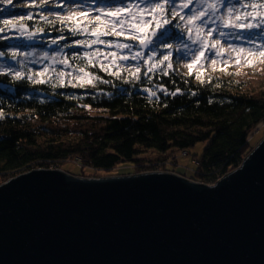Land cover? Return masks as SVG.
Returning <instances> with one entry per match:
<instances>
[{
    "label": "trees",
    "instance_id": "16d2710c",
    "mask_svg": "<svg viewBox=\"0 0 264 264\" xmlns=\"http://www.w3.org/2000/svg\"><path fill=\"white\" fill-rule=\"evenodd\" d=\"M235 3L231 0L228 5ZM43 6L0 9V28L4 29L0 32V52L8 53L11 45L9 25L23 24L40 36L33 46L44 49L55 40L66 49V58L77 70L85 67L102 79L74 88L69 80L60 86L59 77L47 76L40 84L27 78L35 74L33 71H23L18 80L13 70L0 67V184L33 169L62 167L64 162L76 160L83 173L91 169L103 175L126 162L135 163L129 174L138 173L144 165L142 156L149 151L172 159L176 167L178 154L184 150L199 164L189 175L181 167L168 169L213 183L237 168L252 151V139L264 124V87L252 92L248 82L232 72L184 73L166 65L148 71L145 62L137 65L139 79L130 75L136 67L123 66L119 76L110 75L100 70L99 62L96 67L88 65L83 48L75 45L76 40L86 41L91 36L73 35L69 31L72 22L62 23ZM181 23L177 17L167 26V33L160 38L164 41L160 55L165 44L170 47L183 36ZM242 37L252 49L264 45V33L259 30L244 31ZM110 38L130 42L124 37ZM231 38L239 42L233 35ZM200 142L206 143L203 151L191 154L190 149ZM153 161L143 170L160 164Z\"/></svg>",
    "mask_w": 264,
    "mask_h": 264
},
{
    "label": "water",
    "instance_id": "95a60500",
    "mask_svg": "<svg viewBox=\"0 0 264 264\" xmlns=\"http://www.w3.org/2000/svg\"><path fill=\"white\" fill-rule=\"evenodd\" d=\"M0 264H264V138L214 183L61 168L9 178Z\"/></svg>",
    "mask_w": 264,
    "mask_h": 264
},
{
    "label": "snow or ice",
    "instance_id": "6c2138e0",
    "mask_svg": "<svg viewBox=\"0 0 264 264\" xmlns=\"http://www.w3.org/2000/svg\"><path fill=\"white\" fill-rule=\"evenodd\" d=\"M9 3L12 0H8ZM200 5L198 8H190L193 4V0H181L180 7L188 9L190 15H181L177 10L176 0H129L125 3V0H119L116 7L110 8H97L95 9L96 15L89 16L91 9L88 11L70 12L66 16L56 15V18L62 23L65 21L72 22L69 24V31L73 35L90 34L94 39L90 40H76L75 45L83 46L85 48H92L94 45H105L108 47H114L117 50H129L131 51L132 45L129 43H118L112 40H105L102 37L114 36L124 37L125 40L136 41L139 43L141 48H149L153 55L148 57L145 63L149 60H153L154 54L157 53V49L161 44H164L160 38L165 35L168 31L166 26L172 24V20L179 17L180 21L184 22L185 30L189 34V39L193 40L194 43L200 44L199 55L195 56L192 63L188 65L191 69L194 65L201 61V59L210 60L211 64L215 66L217 59L224 60L225 53L227 52L228 59H231V53H236L237 60L239 63L241 58L251 63L250 58L264 59V45H260L258 48H243L233 43H228L226 46L221 43L220 39H213V33L217 32L220 37L227 35H233L234 38H240L236 35L235 30H247L251 32L256 29L259 33H264V0H236L235 4L228 6L231 0H197ZM41 4L47 6V0H41ZM239 5V8L236 5ZM221 8H226V14H219ZM28 20L32 17L25 14ZM171 16V19L168 16ZM79 18V20H77ZM23 20L24 17H21ZM46 19V17H44ZM86 21V22H85ZM220 23L216 28L209 27V24ZM7 23V21L5 22ZM21 33L26 31V27L23 24L17 25ZM151 29V30H149ZM221 29H231L233 32L226 33ZM4 29L0 28V32ZM42 31V29H40ZM34 33L28 32L27 38L31 40ZM60 39H65L61 36ZM160 41V43H157ZM55 44L56 41L53 40ZM70 47L71 45H66ZM165 47L167 45L165 44ZM187 47V45H185ZM211 53V56H206L205 53ZM4 53L0 52V56ZM14 56L16 53L13 54ZM79 56L80 54H75ZM144 53L137 51L131 55V59L138 60L142 58ZM162 55V59L152 63L148 71H152L157 66L164 64V61L169 59L171 53L168 55ZM83 59L88 65L96 67L99 62L101 71L108 72L110 75L119 76V69L123 65L118 64L117 61L128 60L127 55H120L119 52H110L107 55L103 54V50L99 47L95 48V51L90 53L85 51L83 53ZM106 60L108 63L105 64L103 61ZM227 63V61H224ZM62 64L68 66L67 59L61 61ZM167 68H171V63H168ZM115 68L116 71H112ZM127 70V69H126ZM9 72L12 70L9 69ZM79 75H73L71 72L65 73L60 71L59 84L64 86V77L70 76L69 84L72 87H85L91 84L95 80H101L102 78L95 75L92 72L85 70V67H79ZM49 69L45 68L43 71L29 75V80H35L36 83H45L44 77L48 74ZM140 68L136 67L134 72H130V75L135 76L139 79ZM16 79H22V74L19 71L13 73ZM165 74H167L165 72ZM197 79H201L198 75ZM107 83V81H104ZM154 94V93H153Z\"/></svg>",
    "mask_w": 264,
    "mask_h": 264
},
{
    "label": "rangeland",
    "instance_id": "374dc122",
    "mask_svg": "<svg viewBox=\"0 0 264 264\" xmlns=\"http://www.w3.org/2000/svg\"><path fill=\"white\" fill-rule=\"evenodd\" d=\"M129 0H125V3H128ZM0 3H3L2 6H0V9L2 7H13V6H19V7H25L29 4H36L41 5V0H20L19 2H14L12 0L11 3L8 2V0H0ZM119 3V0H113V2H105V1H99V0H47V6H43L47 13H56L60 16H66L70 12H80V11H88L91 9V12L89 13V16L96 15L95 9L97 8H110V7H116ZM181 0H176V6L177 10L180 12L181 15H190L188 9H183L180 7ZM229 7L231 5H228ZM238 7V5H236ZM200 5L197 3V0H193V4L190 5V8H198ZM239 8V7H238ZM227 9L221 8L219 14H226ZM79 20V18H77ZM86 22V21H85ZM182 29H183V36L181 38H178L174 41L172 46L166 47L163 50V55H168L170 52L171 55L169 56V59L167 61H164V64L166 65L168 63H171V68H176L184 73H200L203 71L211 72V73H218V74H226L232 72V74H237V78L240 80H244L248 82V89L254 92L255 90H261L264 87V59H256V58H250L251 63H248L247 60L244 58H241L239 63L236 62L237 56L236 53H231V59H228V53H225L224 60L217 59V63L215 66H213L208 59H201L200 62H198L196 65H194L191 69V72L188 68V65L192 63V60L195 56L199 55V49L200 44L194 43L193 40L195 39V36H193V39H189V34L185 30L184 22L181 21ZM220 22L217 21L216 24H209V27L216 28L217 25ZM19 25L18 23H12L7 28L9 31L8 38H11L9 43L11 44L7 51L8 53H4V55L0 56V67L4 69H11L14 72L19 71L23 72L28 69V71H33L34 73H38L43 71V69L48 68L49 72L45 77H59L58 73L60 71H63L65 73L71 72L73 75H79L78 70L71 64V62L68 61L66 58V49L64 47H59L54 44L53 42H50L47 46V48L41 49L38 47L33 46V43H35L40 36L38 34H35L34 32L30 31L26 26V31L24 33H21L19 28L17 27ZM167 27V26H166ZM151 30V29H149ZM226 33H230L233 30L231 29H221ZM244 31L248 32L247 30H235V32L238 34L240 38L238 43L233 42V38H231V35H227L225 37H220L217 32L213 33V39H220L221 43L225 46L228 43H233L239 47L243 48H250L246 45V43L243 42L244 37L243 33ZM32 32L34 33L33 38L29 40L27 38V33ZM90 35V34H87ZM242 35V36H241ZM105 40H112L118 43H129L132 45L131 51L129 50H117L114 47H108L105 45H94L92 48H85L83 46H80L83 48V51H88L90 53L95 51L96 47H99L103 50V54L107 55L110 52H119L120 55H127L129 57L128 60L124 61H117L118 64H121L123 66L132 67L135 68L137 65L141 64L142 62H145L148 60V57L150 55H153L150 51V47L146 48L145 50L140 47L139 43L134 42H128V41H122L121 39L116 38H110V36L102 37ZM94 39V37H90L87 40ZM86 40V41H87ZM242 41V42H241ZM138 43V44H137ZM24 46H17L22 45ZM187 45V47H185ZM137 51H142L144 53L143 57L138 60L131 59V55ZM16 53L14 56L13 54ZM206 56H211V53L206 52ZM67 59L68 66L61 63L62 60ZM162 59V55H160L159 48L157 49V53L154 54L153 60H149L148 63H145L147 67H150L152 63L155 61H158ZM227 61L225 63L224 61ZM103 63H108L106 60L103 61ZM157 66L156 68H159L160 66ZM70 76H65L64 80H70ZM264 124L261 125V127L258 129V131L255 133L254 138L252 139V144L254 147L264 138ZM204 142L198 143L195 147L190 149L191 154H200L204 147ZM162 154L156 152V151H149L144 156H142V170L140 169V172H143V168H146L148 164H150L149 161L154 160L153 162L160 163L158 166L163 167L164 171H169L168 168H184L185 172L189 175L190 171H192L194 164L192 163V159H196V157L190 156H184L180 153L178 154L179 162H177V166H173L171 161L172 159L162 161ZM161 159V161H160ZM152 162V163H153ZM165 162V163H164ZM166 163L170 164L167 165ZM135 163L134 162H126L123 165H120L119 167L110 170V172H104L103 175L98 174L95 172V170L88 169L87 173H83L81 170L80 162L76 160V162L73 161H67L62 164V167L58 166L55 168H61L64 171L76 175V176H82L81 174H87V177H104V176H111V175H125L129 174V171L133 169ZM54 168V167H53ZM139 173V172H138ZM96 175V176H95ZM101 175V176H97ZM186 176V175H185ZM188 177V176H187ZM1 181V180H0ZM6 181V180H5ZM3 183V182H2ZM211 183V182H208Z\"/></svg>",
    "mask_w": 264,
    "mask_h": 264
},
{
    "label": "built area",
    "instance_id": "2783aa9c",
    "mask_svg": "<svg viewBox=\"0 0 264 264\" xmlns=\"http://www.w3.org/2000/svg\"><path fill=\"white\" fill-rule=\"evenodd\" d=\"M182 155H184V156H188L190 153L187 151V150H184L182 153H181ZM165 163V162H164ZM192 163L194 164V166H197L198 164H199V161H198V159L196 158V159H192ZM167 165H170V164H168V163H166ZM161 168H163V167H160V166H157L155 169H152V170H143V172H148V171H164L163 169H161ZM169 171H174V170H172V169H168ZM174 172H176V171H174ZM221 178V177H220ZM220 178H218V179H220ZM218 179H216L215 180V182L218 180ZM214 183V182H213Z\"/></svg>",
    "mask_w": 264,
    "mask_h": 264
}]
</instances>
